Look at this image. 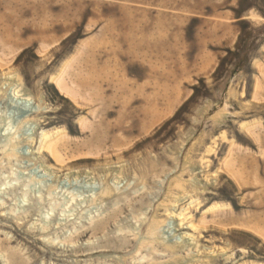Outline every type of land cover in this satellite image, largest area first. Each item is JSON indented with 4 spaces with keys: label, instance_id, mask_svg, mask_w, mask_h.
I'll return each mask as SVG.
<instances>
[{
    "label": "rangeland",
    "instance_id": "374dc122",
    "mask_svg": "<svg viewBox=\"0 0 264 264\" xmlns=\"http://www.w3.org/2000/svg\"><path fill=\"white\" fill-rule=\"evenodd\" d=\"M0 264H264V0H0Z\"/></svg>",
    "mask_w": 264,
    "mask_h": 264
},
{
    "label": "bare ground",
    "instance_id": "6f19581e",
    "mask_svg": "<svg viewBox=\"0 0 264 264\" xmlns=\"http://www.w3.org/2000/svg\"><path fill=\"white\" fill-rule=\"evenodd\" d=\"M86 79H87V78H86ZM88 80H89V79H88ZM88 82H89V81H88ZM88 82H87V80H85V81H83V84H81V85H87V84H89ZM63 89H64V91H66V93H67L68 95H71V94L69 93V91L66 90V88H63ZM61 90H62V89H61Z\"/></svg>",
    "mask_w": 264,
    "mask_h": 264
}]
</instances>
